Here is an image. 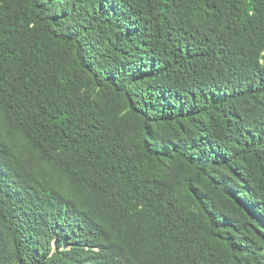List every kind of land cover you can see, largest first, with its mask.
<instances>
[{
  "label": "trees",
  "instance_id": "obj_1",
  "mask_svg": "<svg viewBox=\"0 0 264 264\" xmlns=\"http://www.w3.org/2000/svg\"><path fill=\"white\" fill-rule=\"evenodd\" d=\"M0 264H264V0H0Z\"/></svg>",
  "mask_w": 264,
  "mask_h": 264
}]
</instances>
